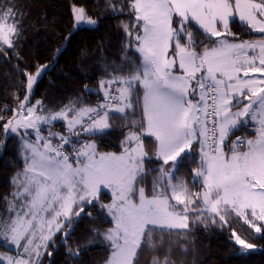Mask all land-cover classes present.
<instances>
[{
    "label": "rangeland",
    "instance_id": "374dc122",
    "mask_svg": "<svg viewBox=\"0 0 264 264\" xmlns=\"http://www.w3.org/2000/svg\"><path fill=\"white\" fill-rule=\"evenodd\" d=\"M134 8L142 23L136 49L143 60V74L135 79L141 81L145 90L144 133L158 139V157L165 162L179 161L186 152L193 151L194 156L199 152L195 174L204 181L209 200L204 211L219 214L230 205L249 222L252 220L246 216L248 210H252L256 220H264V131L259 123L264 105V60H257L264 56L257 49L262 41L226 36L233 33L231 21L235 18L254 31H263L264 0H134ZM73 15V30L99 24V19L88 15L81 6L73 7ZM189 22L209 36L218 37L217 43L202 51L192 46L194 30L187 26ZM15 33L14 23L0 16V42L11 45ZM184 39L188 42L184 43ZM246 52L250 57L242 60ZM171 55L177 61L175 71L167 68ZM44 71L42 67L29 77L26 98L7 127L9 134H20L29 162L12 202L14 218L2 230V238L11 250H0V263L36 264L52 237L71 222L75 206L85 200H97L103 191L113 197L106 208L114 219L108 231L114 251L106 264H131L151 226L187 228L194 197L188 186L175 180L178 162L164 169L158 195L148 197L142 190L137 200L132 197L136 176L145 166L140 133H130L127 141H132V146L127 144L119 153H100L95 142L89 140L82 161L72 163L61 156L55 143L48 141V136L58 135L65 143L64 135L57 130L52 134L42 131L43 125L63 119L71 133L93 109H100L101 114L89 132L106 129L108 113L128 107L133 80L114 83L121 97L119 107L107 105L113 82L106 81L100 86L104 99L97 105L72 115L69 107L47 115L38 107L40 100L30 102ZM255 77L260 78L257 83ZM206 81L217 83L221 89V117L227 132L224 143L212 152L207 150L202 114ZM252 85L255 92L248 95ZM240 87L246 93H240ZM232 88L235 101L240 106L247 103L241 108L233 107L244 120L235 126L232 99L227 97ZM246 117L252 119L254 127H250ZM236 127L240 131L228 148L225 142ZM197 141L199 147L192 150ZM238 141L244 145L239 146ZM178 205H184V211Z\"/></svg>",
    "mask_w": 264,
    "mask_h": 264
},
{
    "label": "trees",
    "instance_id": "16d2710c",
    "mask_svg": "<svg viewBox=\"0 0 264 264\" xmlns=\"http://www.w3.org/2000/svg\"><path fill=\"white\" fill-rule=\"evenodd\" d=\"M74 6L83 7L99 24L73 30ZM0 16L16 26L11 45L0 42V250H11L2 230L14 218L12 202L29 162L20 134H9L7 127L26 98L29 77L45 67L30 102L40 100L38 107L47 115L65 107L72 109V115L95 106L104 99L103 82H113L112 89L117 90V80H133L128 107L110 111L106 129L81 134L79 126L70 133L61 119L43 125L42 131L61 132L65 143L58 135L48 136V141L71 152L82 140H93L98 152L119 153L128 144L130 133L138 132L146 153L145 167L136 176L132 197L137 200L142 190L148 197L158 195L164 169L175 162V180L192 191L188 227H149L131 264H264V220H256L248 210L249 222L230 205L219 214L204 211L201 191L205 183L195 174L199 152L197 156L186 152L179 161L165 162L158 157V139L144 133L145 90L135 79L143 74L142 55L136 49L142 23L134 0H0ZM187 26L194 30L192 46L199 51L217 43L218 37L209 36L195 23ZM231 29L233 33L226 36L232 39L253 40L263 35L238 18L231 21ZM239 131L237 128L228 135V148ZM198 147L199 141L192 150ZM84 152L78 154L76 163L82 161ZM112 199L103 191L97 200L77 204L71 222L52 237L36 264H106L114 251L108 237L114 219L106 208ZM176 207L184 211V205Z\"/></svg>",
    "mask_w": 264,
    "mask_h": 264
},
{
    "label": "built area",
    "instance_id": "2783aa9c",
    "mask_svg": "<svg viewBox=\"0 0 264 264\" xmlns=\"http://www.w3.org/2000/svg\"><path fill=\"white\" fill-rule=\"evenodd\" d=\"M204 102H203V117L206 123L205 141L207 142V150L215 151L219 144L224 143L225 135L222 129V121L220 111L222 109L221 89L217 83L206 81L203 85ZM120 93L112 89L107 95V105L111 107L120 106ZM101 114L100 109L89 111L81 125L79 131L81 134L88 133L92 126L97 122ZM88 142L82 140L77 144L71 152L64 148H60L59 153L70 159L73 163L78 162V154L84 152ZM239 146H243L242 141H238Z\"/></svg>",
    "mask_w": 264,
    "mask_h": 264
},
{
    "label": "crops",
    "instance_id": "0c3cea01",
    "mask_svg": "<svg viewBox=\"0 0 264 264\" xmlns=\"http://www.w3.org/2000/svg\"><path fill=\"white\" fill-rule=\"evenodd\" d=\"M263 18H264V16H262ZM257 32H260V33H262L263 35L261 36V37H259V39H257L256 41H262V43L260 44V45H258V48L257 49H259V50H261V52H264V30L263 31H257ZM262 56V59L260 58H257V60L259 61V60H264V56L263 55H261ZM250 56H249V53H243V55H242V60H244V59H247V58H249ZM255 82L257 83L258 82V79H260L259 77H255ZM239 92L240 93H246V91L242 88V87H240V89H239ZM255 92V90L253 89V85L250 87V89H249V91L247 92V94L248 95H252L253 93ZM257 92V91H256ZM227 97L230 99H232V114H235V117H232V119H233V121H234V126L237 124V123H239V122H244V120H240L241 119V117L239 116V115H237L236 114V112H237V110L238 109H236V108H233V107H238V108H241V107H243V106H246L247 105V103H245L244 105H242V106H240L239 104H238V102L237 101H235V98H236V96H235V91H234V89L232 88V93H229L228 95H227ZM264 99V98H263ZM222 109H223V107H222ZM222 109H221V111H220V118H221V121L223 122V119H222V117H221V114H222ZM144 113H145V119H146V122H147V117H146V98H145V93H144ZM202 114H203V112H202ZM247 118V122H249L250 123V127H252V125H253V127H254V123H253V121H252V119L250 118V117H246ZM259 123H260V125H261V131L263 130L264 131V105H263V109H262V113L259 115ZM238 127H236L235 129H237ZM222 129H223V131H224V135L226 136V134H227V132H226V130H225V128L223 127V123H222ZM234 129V130H235ZM233 130V131H234ZM199 140H200V138H199ZM200 142V141H199ZM130 146H132V141H129V143H128ZM84 155V154H83ZM145 159V158H144ZM145 167V166H144ZM251 209V208H250Z\"/></svg>",
    "mask_w": 264,
    "mask_h": 264
},
{
    "label": "water",
    "instance_id": "95a60500",
    "mask_svg": "<svg viewBox=\"0 0 264 264\" xmlns=\"http://www.w3.org/2000/svg\"><path fill=\"white\" fill-rule=\"evenodd\" d=\"M167 68L169 70H172V71H175L177 69V61H176V58L174 57V55H171L169 57V59L167 61ZM201 198H202L204 204H208L209 200H208V195H207L205 188H202Z\"/></svg>",
    "mask_w": 264,
    "mask_h": 264
}]
</instances>
